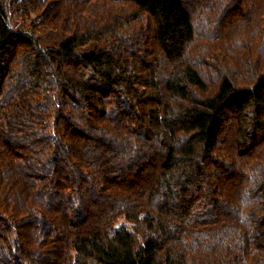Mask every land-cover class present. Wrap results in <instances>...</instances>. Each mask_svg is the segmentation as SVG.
I'll return each mask as SVG.
<instances>
[{"label": "trees", "instance_id": "obj_1", "mask_svg": "<svg viewBox=\"0 0 264 264\" xmlns=\"http://www.w3.org/2000/svg\"><path fill=\"white\" fill-rule=\"evenodd\" d=\"M0 264H264V0H0Z\"/></svg>", "mask_w": 264, "mask_h": 264}]
</instances>
